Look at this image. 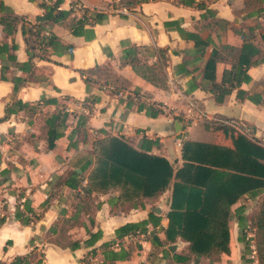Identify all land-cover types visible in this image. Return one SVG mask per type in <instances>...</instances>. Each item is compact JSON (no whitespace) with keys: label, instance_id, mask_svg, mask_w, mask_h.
Listing matches in <instances>:
<instances>
[{"label":"crops","instance_id":"crops-1","mask_svg":"<svg viewBox=\"0 0 264 264\" xmlns=\"http://www.w3.org/2000/svg\"><path fill=\"white\" fill-rule=\"evenodd\" d=\"M41 1L49 4L56 0H0L6 9L0 11V18L14 14L36 24L44 14ZM244 1L150 0L126 10L119 0H59L58 10L71 11L70 15L64 22L45 25L43 36L46 32L57 37L62 46L54 51L51 48L34 51L31 71L22 68L29 56L21 24L16 25L11 35L0 24V46L7 47L6 52L0 50V76L3 68L5 77L0 78V219H5L0 225V264H11L16 257L29 253H42V264H110L103 256L109 250L114 256L117 254L112 259L114 264H170L173 256L187 252L186 243L179 237L166 241L163 231L168 225L171 186L156 201H144V208L131 206L122 198L114 200L120 196V189L105 194L93 192L90 211L86 213L75 198L76 192L67 188L54 190L52 178L66 170H80L92 162L84 173L87 177L95 161L94 141L108 137H122L135 149L162 156L174 169L180 168L183 160L182 146L176 144L178 139L182 138V143L230 147V140L211 122L216 118L235 120L253 132L249 137L263 141L264 106L238 100L237 89L218 104L203 78L205 64L214 50L221 45L240 47V35L248 36L246 27L253 26L254 18L243 10ZM85 10L102 11L107 19L96 25L86 24L74 35L64 24L82 18ZM258 20L264 29V17ZM233 27L238 34L233 32ZM262 32L255 29V44L264 47L260 40ZM133 48L139 50L137 59L142 64L137 68L148 79L138 69L125 64L123 52ZM8 54L13 60L8 59ZM96 66L108 68L115 78L121 79L124 87L118 85L120 88L132 90L143 99L131 102L115 98L101 91L98 85L86 84L82 73ZM223 69L222 63L216 64L217 84L221 82ZM247 75L250 82L241 83L238 89L264 97L261 86L264 62L250 68ZM14 84L19 86L15 93ZM68 99L82 102L87 114L79 110L70 113L63 137L48 150L41 136L43 120L54 110L64 109ZM40 100L47 101L39 105L40 114L32 116L17 111L5 117L6 109L13 110L18 101L35 105ZM188 116L197 119L185 127ZM79 117H83L84 124L78 127ZM54 192L48 209L38 221L23 226L15 219L17 209L28 216L25 203L38 215L47 196ZM247 197L232 206L230 254L221 255L212 264H256V261L246 262L244 258L249 256L245 255V244L240 241L245 237L239 228V216L244 217L252 202ZM116 202L119 211L111 214L110 204L114 206ZM122 206L125 209L121 210ZM240 207L244 212L238 214L236 208ZM62 211L64 214L60 215ZM150 213L153 219H159V226L153 227L149 220L146 232L117 239L118 228L148 221ZM58 218L67 221L65 234L69 240L79 241L77 249H62L47 242L62 231L56 227L48 234ZM97 231L101 232L100 240L94 246H86L84 241L89 233ZM105 244L108 249H104ZM92 250L95 255L91 254ZM195 264L210 263L198 259Z\"/></svg>","mask_w":264,"mask_h":264},{"label":"trees","instance_id":"trees-1","mask_svg":"<svg viewBox=\"0 0 264 264\" xmlns=\"http://www.w3.org/2000/svg\"><path fill=\"white\" fill-rule=\"evenodd\" d=\"M147 1L150 0H119V4L122 8L131 10ZM59 5V0L49 4L41 1L40 8L43 9L44 14L40 22L36 24H30L23 17L14 14L0 18V24L7 35H11L16 30V25L21 24L22 26L24 43L29 56V60L22 67L23 69L31 71L32 60L36 57L34 51L43 52L47 48L54 51L58 46H62L57 37L43 36L45 25L64 22L70 15L71 11L58 10ZM244 5L243 10L248 12L249 17L254 18L253 26L246 27L248 36L240 35L242 38L240 47L221 45L214 50L211 58L205 64L203 78L209 83L208 88L218 104H221L225 97L237 89L236 98L238 100H248L255 105L264 106L262 94H249L238 89L241 83L250 82L251 79L247 75V71L264 62V47L255 44L256 37L254 35L255 29H261L263 32L260 34V40L264 44V29L258 20L264 17V0H245ZM5 10L0 4V11ZM87 13L89 11H83L82 18L71 19L70 24H64V26L76 35L84 25L100 24L107 19V14L102 11L93 10L88 14L89 17L86 16ZM213 22L219 23L220 20ZM241 28H244V25H241ZM232 30L238 34L236 28L233 27ZM12 48L14 49V46ZM0 50L1 53L6 52L7 47L2 45ZM158 52L164 53L163 50H158ZM138 54L139 50L136 48L124 51L125 64L137 70V67L142 65L137 59ZM8 59L13 60V57L8 54ZM163 59L165 61V58ZM217 63H222L224 66L220 84L215 82ZM138 72L148 79L146 74L139 69ZM82 74L95 75L107 83L124 87L121 79L115 78L106 67L96 66ZM0 78L5 79L3 68ZM84 82L92 83L88 79H85ZM18 88L19 86L14 84L13 92L15 93ZM46 103L47 101L40 100L39 103L30 105L18 101L14 104L13 110L6 109L5 117L17 111H24L32 116L40 114L39 105ZM146 112L149 113V111ZM68 116L69 114L65 113L63 109H56L44 118L41 136L46 140L48 150H52L55 141L63 137ZM83 124V117H79L78 127ZM214 126L222 132L225 138L230 140V147L184 141L181 148L183 164L177 169H174L166 158L137 150L122 137L96 140L93 143L95 161L88 176L85 177L84 173L92 162L81 167V173L71 169L66 170L60 176H54L52 188L54 190L67 188L76 192L75 198L81 203L82 210L88 213L93 192L105 194L110 190L120 189V196L114 200L119 201L122 198L131 206L144 208V201H156L171 186L170 211L166 216L168 225L163 231L166 241H174L179 237L188 246L187 252L173 256L170 264H195L198 259H207L212 264L218 262L221 255H229V219L232 214V206L240 199H244V196H248V199L258 202L249 222L254 229L257 263L264 264V146L233 128L223 125ZM150 145L156 144L151 143ZM84 183L86 184L84 185ZM54 195L55 192L47 196L38 215L25 203L24 211L28 213V216L17 209L14 214L15 219L23 226L38 221L48 209ZM117 203L114 206L110 204L111 214L119 211ZM120 209L125 208L122 206ZM236 209L239 211L238 214L244 212L243 207ZM62 214H64L63 211L60 215ZM153 218L154 215L150 213L148 221L127 224L118 228L115 231L117 239H122L128 234L146 232L149 220L153 227L159 226V219ZM239 220V228L242 231L245 226V218L239 216ZM4 221V218L0 219V225ZM65 225H67V221L61 222V218H58L48 230V234L55 231L56 227H60L63 232L61 231L56 238L49 237L47 242L62 249L75 250L79 247V241L68 239L64 231ZM160 230L162 231V228H159ZM100 237V231L89 233V238L84 241V244L94 246ZM64 240L65 243L62 242ZM240 241L245 244V254L249 253L248 243L243 238H240ZM7 243L9 244V242ZM103 247L108 249L106 244ZM91 254L95 255V250H92ZM103 256L106 262L114 264L113 261L117 254L114 256V253L109 250L105 251ZM43 259L42 253H29L16 257L11 264H29L30 261L33 264H42ZM246 262L252 261L246 260Z\"/></svg>","mask_w":264,"mask_h":264},{"label":"built area","instance_id":"built-area-1","mask_svg":"<svg viewBox=\"0 0 264 264\" xmlns=\"http://www.w3.org/2000/svg\"><path fill=\"white\" fill-rule=\"evenodd\" d=\"M45 37H48V33H44ZM82 78L88 79L90 80L92 83L98 84L99 88L101 89V91L110 94L111 96L115 97V98H120L123 100H129L131 102H139L140 100H142V95L137 94L135 92H133L132 90L129 89H123L120 88L119 86L115 85V84H110L107 83L103 80L98 79L95 75H90V74H83ZM65 113L70 114L72 113L74 110H79L81 113L83 114H87L85 111V108L83 106V103L80 101H74V100H70L68 99L66 101V105L65 108L63 109ZM196 117H192V116H188L187 118V124L185 127L189 126L190 124H192V122L196 121ZM211 122L213 123V125H223V126H227L230 128L235 129L236 131H238L241 134L246 135L247 137H249L251 134H249V130L244 127L242 124H239L237 121L235 120H222V119H212ZM252 140H256L259 144H261L262 146H264V138L263 141L261 140H257L253 137H249ZM182 139V138H181ZM181 139H178L176 141V144L181 147L182 146V141Z\"/></svg>","mask_w":264,"mask_h":264},{"label":"rangeland","instance_id":"rangeland-1","mask_svg":"<svg viewBox=\"0 0 264 264\" xmlns=\"http://www.w3.org/2000/svg\"><path fill=\"white\" fill-rule=\"evenodd\" d=\"M262 84H263L262 86H263V89H264V79H263ZM248 132L251 135L253 134L252 131H248ZM257 206H258V202L257 201H252L251 203L248 204V206H247V208L245 210V214H244L245 226H244V229L241 231L242 234L245 237V241L249 245L248 250L250 251L249 253L245 254V255L249 256V258H244V259L245 260L256 261V264H258V263H257V260H256V254H255L254 229L250 225L249 218L255 212V209L257 208ZM239 232H240V230H239ZM62 242L65 243L66 241L64 240ZM36 254H39V253H36Z\"/></svg>","mask_w":264,"mask_h":264},{"label":"water","instance_id":"water-1","mask_svg":"<svg viewBox=\"0 0 264 264\" xmlns=\"http://www.w3.org/2000/svg\"><path fill=\"white\" fill-rule=\"evenodd\" d=\"M76 172H77V173H80L81 171H80V170H76ZM154 211L158 213V211H157V210H154Z\"/></svg>","mask_w":264,"mask_h":264}]
</instances>
